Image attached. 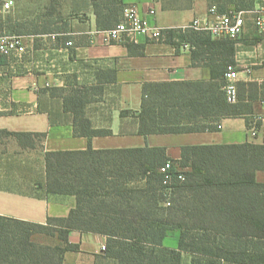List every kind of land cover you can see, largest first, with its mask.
I'll list each match as a JSON object with an SVG mask.
<instances>
[{"label":"trees","instance_id":"obj_1","mask_svg":"<svg viewBox=\"0 0 264 264\" xmlns=\"http://www.w3.org/2000/svg\"><path fill=\"white\" fill-rule=\"evenodd\" d=\"M220 1L227 0H211L210 6L229 10ZM87 2L102 31L119 23L126 6L123 0ZM4 3L0 0V21ZM39 20L31 24L32 29L18 30V35L62 34L67 42L72 41V31H60L57 26L60 20L55 6ZM164 36L174 45L195 47L194 60L206 54L225 56L223 74L207 81L146 83L142 109L121 110L122 120L128 118L137 126L136 133L144 136L214 131L228 117L250 121L255 103L261 106L260 86L252 81L238 83L239 101L234 104L223 90L226 69L236 63L237 39H213L205 32L182 28L168 30ZM9 57L0 54V66ZM219 67L211 62L213 73ZM108 72L109 83L115 85L114 70ZM99 84L102 94V81ZM86 87L43 88L41 97L46 104L47 99L57 98L56 105L51 102L56 107H46L51 122L71 120L77 136L111 135V128L94 127L89 106L105 99L96 98L98 94ZM117 104L118 98L114 106ZM131 131L124 122L121 132ZM0 137L12 139L20 157L39 151L46 133L3 128ZM9 159L5 173L12 167L13 156ZM44 160L45 180L37 176L35 188L27 191L39 198L73 195L76 206L67 216H50L45 223L0 215V264H64L66 252L80 248L70 241L74 230L107 237L106 249L95 264H183L185 255L190 256L191 264H264V182L257 178L264 172V144L184 145L179 159L171 158L164 146L89 147L45 151ZM168 160L173 162L170 186L161 172ZM179 174L185 178L180 180ZM23 176L20 179L28 180ZM4 182H8L6 175L0 186L8 185ZM8 187L22 189L19 183ZM174 229L180 230L178 248L164 245Z\"/></svg>","mask_w":264,"mask_h":264},{"label":"crops","instance_id":"obj_2","mask_svg":"<svg viewBox=\"0 0 264 264\" xmlns=\"http://www.w3.org/2000/svg\"><path fill=\"white\" fill-rule=\"evenodd\" d=\"M256 2L257 0H253L249 6ZM123 3L126 6H135L144 19L151 25L161 27L164 34L168 30L183 28L193 19L205 15L211 7V0H123ZM219 8L221 10L220 6ZM151 10L155 13H151ZM71 31L75 36L72 45H67L64 37H60L62 34L55 39L46 35L23 36L28 54L17 60L9 57L8 63L0 66V129L46 133L42 148L28 153L33 165L28 180L24 176V179H20L21 174L18 172L13 179L10 173L8 176V173L3 172L0 176L3 179L6 175L7 180L14 181L15 185L21 183L20 181L25 184L22 189L8 185L0 186V215L45 223L50 216H67L76 206V197L73 195H49L39 198L27 191V186L35 185L37 176L42 181L45 180V151L84 150L89 147L110 149L164 146L171 158L179 159L181 147L184 145L243 142L264 144V124L252 135V121L243 117L222 118L219 121L221 127L214 131L147 136L137 134V126L131 125L128 118H121L123 109L137 112L142 109L144 84L211 80L214 75L219 77L223 74L225 56L206 54L197 56L194 60L195 47L190 44L188 47L183 43L177 46L168 42L165 36L154 40L141 33L107 43L103 31L96 27L94 13L91 14L87 29ZM241 38H249L258 44L253 51H242L236 46L235 66L243 67L239 70V79L243 82L264 79V32H260L252 22H248L246 32ZM211 62L220 66L215 73L212 72ZM80 64L91 65L92 73L105 69L115 72V85L118 87L117 106L110 110L99 107L96 111H90L89 106V116L94 127L111 128V135L77 136L71 120L54 124L50 120L46 102L42 101L41 90L67 86L68 75L78 73L81 76ZM246 66H249V70L245 69ZM92 78L90 83L94 82V76H91L90 80ZM104 112L108 114L106 123ZM124 122L131 132H121ZM176 135L188 138L177 144L175 151H172L166 140ZM171 231H174L173 236L178 237L179 245L178 229L168 232L164 245H167L166 240ZM70 241L78 244L80 248L78 251L66 252L64 264H95L97 256L103 253L102 245L106 244L107 237L74 230L70 233Z\"/></svg>","mask_w":264,"mask_h":264},{"label":"rangeland","instance_id":"obj_3","mask_svg":"<svg viewBox=\"0 0 264 264\" xmlns=\"http://www.w3.org/2000/svg\"><path fill=\"white\" fill-rule=\"evenodd\" d=\"M4 3L7 0H1ZM221 3H225L226 8L233 9V8H243L244 6H249L252 3V0H227V1H220ZM56 9V14L59 17L60 22L57 23V26L60 28V31L64 28H68V30L73 31H82L87 29L88 22L93 13L92 7L88 4L87 0H13V5L8 10H2L0 21V33H7V34H19L18 30L26 31L28 29H32V23L37 24L39 23V17L44 13L48 12V9L54 8ZM23 36V35H22ZM74 36V35H73ZM60 37H64L61 35ZM75 37V36H74ZM26 43V42H25ZM27 44V43H26ZM258 44V43H257ZM256 41H252L251 39L247 38H239L237 39L236 46L239 47L242 51H253L257 47ZM264 45V44H263ZM28 50V48H27ZM28 51L24 54L27 55ZM23 56V57H24ZM19 57L12 56V60H17ZM264 65V62H263ZM80 72L76 74H70L67 77V87L69 89L73 88L74 86H87L86 88L91 91L92 94H98L97 97H102L105 101L102 103H93L90 105V111H96L99 107L104 108L105 110H110L115 105V101L118 98V87L109 83V72L108 69L99 71L98 73H92L93 68L91 65L87 64H80ZM78 67V68H79ZM238 70L242 69V66H236ZM86 72L89 74H86ZM91 76H94V82L90 83L93 78L90 80ZM81 77V79H78ZM102 81L103 90L102 94H99L101 91L99 90L98 86H100L99 82ZM243 83L240 79L238 83ZM260 86V95L264 97V79L252 81ZM239 87V86H238ZM239 89V88H238ZM51 102H57V98L51 100L47 99L46 106L53 108L56 106H52ZM96 104V105H95ZM256 104V109L253 115L249 116L250 121H253L254 116L257 114H261L262 107ZM54 105V104H53ZM96 106V107H95ZM104 122L106 123L108 120V114L106 112L103 113ZM261 125L264 124L262 121ZM186 138L184 135H176L170 140H166L168 144L172 147V151H175V147L177 144L185 141ZM193 140V139H192ZM189 140V141H192ZM19 151L17 145L13 143L12 139H6L5 137H0V176L5 171V168L9 166V158L13 156L11 160V170L10 175L11 177L17 176L16 172L20 173L21 175L26 176L27 178L30 175V168L32 165V158L30 155H25L24 153L19 157L16 153ZM8 152V153H5ZM31 158V159H30ZM6 168V169H7ZM4 175V174H3ZM9 176V173H8ZM259 181L264 182V172H259L257 175ZM1 179V178H0ZM3 181V179L0 180ZM14 181L8 180V182H4V184L17 186L13 183ZM21 187H25V184L20 181ZM34 188L35 186L32 185ZM32 186H27V189H31ZM170 236L166 240L167 245H175L178 246V237L173 236L174 231L170 232ZM165 245V246H167ZM168 246V247H170ZM172 248V247H171ZM178 248V247H177ZM183 264H191V258L189 255H185Z\"/></svg>","mask_w":264,"mask_h":264},{"label":"built area","instance_id":"obj_4","mask_svg":"<svg viewBox=\"0 0 264 264\" xmlns=\"http://www.w3.org/2000/svg\"><path fill=\"white\" fill-rule=\"evenodd\" d=\"M13 5V0H7L4 3L3 10H8ZM151 13H155L151 10ZM248 22H252L257 30L264 32V0L257 2L246 8H233L227 11L220 10L217 4L212 5L208 12L200 17L193 19L189 24L182 29H193L209 34L213 39H239L246 32ZM104 40L107 43L121 41L125 37H131L138 33L144 34L147 37L159 40L164 37V31L161 27L151 25L144 19L135 6H125L121 20L119 23L108 29L103 30ZM58 35L54 34L51 37L55 39ZM72 41H68L67 45H72ZM186 47L189 44H185ZM27 46L22 35L0 33V54L7 56L22 57L27 52ZM245 69L249 70V66ZM239 70L235 65H229L225 72V91L229 103H237L239 101L238 82ZM262 112L254 116L251 122L252 135L256 134L258 121L264 122V97L261 100ZM220 128L221 126L218 125ZM173 162L168 160L161 167V172L164 173V183L170 186L173 182L171 169ZM180 180L185 177L183 174L177 176ZM169 204V203H168ZM106 249V244L102 245V250Z\"/></svg>","mask_w":264,"mask_h":264}]
</instances>
